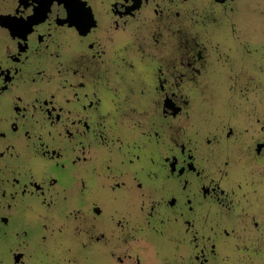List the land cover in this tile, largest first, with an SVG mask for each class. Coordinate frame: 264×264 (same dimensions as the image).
I'll return each instance as SVG.
<instances>
[{
	"label": "flooded vegetation",
	"instance_id": "obj_1",
	"mask_svg": "<svg viewBox=\"0 0 264 264\" xmlns=\"http://www.w3.org/2000/svg\"><path fill=\"white\" fill-rule=\"evenodd\" d=\"M264 264V0H0V264Z\"/></svg>",
	"mask_w": 264,
	"mask_h": 264
},
{
	"label": "snow or ice",
	"instance_id": "obj_2",
	"mask_svg": "<svg viewBox=\"0 0 264 264\" xmlns=\"http://www.w3.org/2000/svg\"><path fill=\"white\" fill-rule=\"evenodd\" d=\"M121 264H123V262L121 261Z\"/></svg>",
	"mask_w": 264,
	"mask_h": 264
}]
</instances>
